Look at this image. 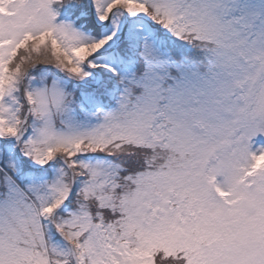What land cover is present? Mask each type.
Returning <instances> with one entry per match:
<instances>
[{"label": "snow or ice", "instance_id": "snow-or-ice-1", "mask_svg": "<svg viewBox=\"0 0 264 264\" xmlns=\"http://www.w3.org/2000/svg\"><path fill=\"white\" fill-rule=\"evenodd\" d=\"M0 264H264V0H0Z\"/></svg>", "mask_w": 264, "mask_h": 264}]
</instances>
